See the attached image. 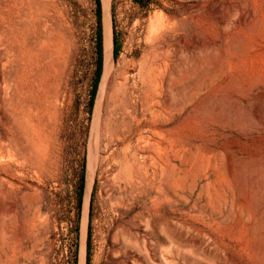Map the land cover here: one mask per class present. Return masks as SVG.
Masks as SVG:
<instances>
[{
	"label": "rangeland",
	"instance_id": "obj_1",
	"mask_svg": "<svg viewBox=\"0 0 264 264\" xmlns=\"http://www.w3.org/2000/svg\"><path fill=\"white\" fill-rule=\"evenodd\" d=\"M101 1L0 0V264H77L85 196L84 264H264V0H106L100 89Z\"/></svg>",
	"mask_w": 264,
	"mask_h": 264
},
{
	"label": "bare ground",
	"instance_id": "obj_2",
	"mask_svg": "<svg viewBox=\"0 0 264 264\" xmlns=\"http://www.w3.org/2000/svg\"><path fill=\"white\" fill-rule=\"evenodd\" d=\"M103 2H104V4H103ZM101 5L103 6L104 11H105V30H104L105 50L103 52V68H104V74H103V69H102V75H103V77L101 76L102 77V80H101V84H100V89L103 87V84L105 83L107 74L110 72L111 64H112V58H111V54H110V32H109V24H108V19H107V17H108V4H107V1L106 0L101 1ZM153 37H155V36H153ZM187 41H189V40H187ZM184 42H186V41H184ZM188 43L189 42H187V44ZM187 44H185V45L187 46ZM188 47H189V45H188ZM262 77H264V76H262ZM89 160H90V156H88V164H87V167L89 166ZM88 190H89V186H88ZM86 208H87V200H86V196H85V199L83 200V212H82V220H81V226H80V244H79V250H78L77 264H84V253H85L84 252V237H85Z\"/></svg>",
	"mask_w": 264,
	"mask_h": 264
},
{
	"label": "trees",
	"instance_id": "obj_3",
	"mask_svg": "<svg viewBox=\"0 0 264 264\" xmlns=\"http://www.w3.org/2000/svg\"><path fill=\"white\" fill-rule=\"evenodd\" d=\"M96 3H98V0H95ZM113 55H115L116 53V49L115 47L113 46ZM99 72H100V52H99V45H98V39H97V61H96V68H95V75H94V80H93V83H92V91L95 87V82H96V79L98 78V75H99ZM78 201H79V196H78ZM86 243H88V237H87V240H86ZM87 251H88V248H87V245H86V259H85V264H87Z\"/></svg>",
	"mask_w": 264,
	"mask_h": 264
}]
</instances>
